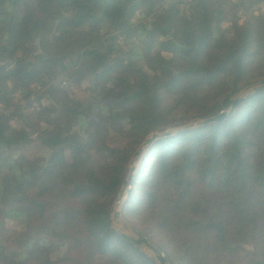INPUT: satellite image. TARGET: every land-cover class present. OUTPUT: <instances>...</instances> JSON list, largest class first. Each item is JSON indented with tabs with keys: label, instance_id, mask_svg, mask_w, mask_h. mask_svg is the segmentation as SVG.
Masks as SVG:
<instances>
[{
	"label": "trees",
	"instance_id": "1",
	"mask_svg": "<svg viewBox=\"0 0 264 264\" xmlns=\"http://www.w3.org/2000/svg\"><path fill=\"white\" fill-rule=\"evenodd\" d=\"M260 12L264 0H0V222L19 214L31 232L0 223V264H153L110 229L128 162L151 132L264 80ZM120 216L169 264H264V85L224 120L154 140Z\"/></svg>",
	"mask_w": 264,
	"mask_h": 264
},
{
	"label": "water",
	"instance_id": "2",
	"mask_svg": "<svg viewBox=\"0 0 264 264\" xmlns=\"http://www.w3.org/2000/svg\"><path fill=\"white\" fill-rule=\"evenodd\" d=\"M262 85H264V80H260L256 83L250 84L242 88L241 90L232 95L231 104L229 105L228 109L219 112L215 116L203 120H191L183 126L169 129L166 132H151L135 150L132 158H138L140 161L144 157L149 145L156 139H160L169 135H174L177 132L192 127L204 126L209 123H216L224 120L234 112L235 108L240 103H242L253 92L256 87ZM137 167V165L136 167H134L133 164V166L129 168V173L120 184V188L115 198V204L110 207L108 211V214L110 215V229L116 235L128 242V244H130L134 249L138 250L141 254L145 255L147 259L153 264H169L168 261L164 258L163 254L154 245H152L144 236H142L138 231L133 229L120 217L121 204L123 202L126 190L129 188L130 181L134 175L133 172L135 173ZM121 224L122 226H120Z\"/></svg>",
	"mask_w": 264,
	"mask_h": 264
},
{
	"label": "rangeland",
	"instance_id": "3",
	"mask_svg": "<svg viewBox=\"0 0 264 264\" xmlns=\"http://www.w3.org/2000/svg\"><path fill=\"white\" fill-rule=\"evenodd\" d=\"M260 16L262 18H264V12H260ZM54 84L56 86L55 94H56L57 97L61 98L62 95L66 92V90H65L66 85L64 84V82L61 83V79L60 78L57 79V81ZM71 91L73 92V95L76 96L77 98H81L82 100L85 99V95L82 92V90L75 91V90L71 89L69 92H71ZM34 109H35L34 107H31V108H28L27 111L28 112H32ZM172 128H173V126H166V127H163L161 129H159L160 131H158V132L159 133L166 132V131H168L169 129H172ZM132 157H133V155H132ZM132 157H131L130 161L128 162V165H127L126 176L129 173V168H131L133 166V164H134V167H136V165L138 166V163H139V159L138 158L134 159ZM133 174H134V172H133ZM124 198H125V196H124ZM114 204H115V201L112 203L111 207ZM4 216H5L4 219H2L3 221L0 222V223L5 225V233L7 235H12L14 233H20L22 235L31 234V232H28V230H25L23 228L22 225H24V220H23L21 215L8 212ZM120 226H122V224ZM42 235H45V233L32 234V236H36V237H40ZM62 248H63V245L61 243L58 244L57 245V249L55 251H53V257H55V258L60 257Z\"/></svg>",
	"mask_w": 264,
	"mask_h": 264
}]
</instances>
